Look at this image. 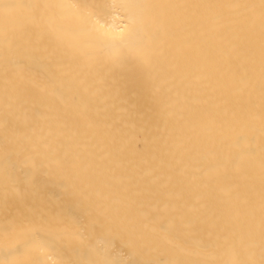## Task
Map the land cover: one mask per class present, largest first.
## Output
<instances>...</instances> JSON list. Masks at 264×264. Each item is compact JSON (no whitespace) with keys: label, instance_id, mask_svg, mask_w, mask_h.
Returning a JSON list of instances; mask_svg holds the SVG:
<instances>
[{"label":"bare ground","instance_id":"bare-ground-1","mask_svg":"<svg viewBox=\"0 0 264 264\" xmlns=\"http://www.w3.org/2000/svg\"><path fill=\"white\" fill-rule=\"evenodd\" d=\"M0 264H264V0H0Z\"/></svg>","mask_w":264,"mask_h":264}]
</instances>
